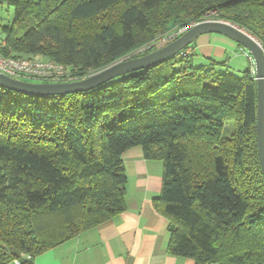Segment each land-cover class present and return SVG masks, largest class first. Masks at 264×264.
Returning <instances> with one entry per match:
<instances>
[{
  "label": "trees",
  "instance_id": "1",
  "mask_svg": "<svg viewBox=\"0 0 264 264\" xmlns=\"http://www.w3.org/2000/svg\"><path fill=\"white\" fill-rule=\"evenodd\" d=\"M2 1L15 21L2 26L0 52L73 65L77 77L153 51L136 53L213 12L264 47V0ZM195 47L85 92L36 96L0 85V264H35L123 212V154L135 146L163 163L154 206L169 220L170 254L264 264L254 63L241 75L220 72L228 62L197 65Z\"/></svg>",
  "mask_w": 264,
  "mask_h": 264
},
{
  "label": "crops",
  "instance_id": "2",
  "mask_svg": "<svg viewBox=\"0 0 264 264\" xmlns=\"http://www.w3.org/2000/svg\"><path fill=\"white\" fill-rule=\"evenodd\" d=\"M238 43L221 34L196 42L203 56L223 55ZM128 181L126 209L110 220L38 255L35 264H195L168 252L169 220L154 206L162 191L163 163L148 160L142 147L123 154Z\"/></svg>",
  "mask_w": 264,
  "mask_h": 264
},
{
  "label": "water",
  "instance_id": "3",
  "mask_svg": "<svg viewBox=\"0 0 264 264\" xmlns=\"http://www.w3.org/2000/svg\"><path fill=\"white\" fill-rule=\"evenodd\" d=\"M221 34L244 46L253 58L257 81V139L264 173V47L257 38L224 20H203L166 45L137 57L120 60L86 78L63 82H34L8 76L0 71V85L16 92L36 96L64 95L90 91L117 77L149 68L176 56L206 34Z\"/></svg>",
  "mask_w": 264,
  "mask_h": 264
},
{
  "label": "rangeland",
  "instance_id": "4",
  "mask_svg": "<svg viewBox=\"0 0 264 264\" xmlns=\"http://www.w3.org/2000/svg\"><path fill=\"white\" fill-rule=\"evenodd\" d=\"M215 16H218V15L214 14V12H213L212 14H208L204 20H221V19H214ZM14 21H15L14 10L12 8H9L5 2L0 0V42L2 41V39L4 37L3 32H2V26L3 25H13ZM194 24L195 23H190V24L185 25V26H180L179 28H177V29L173 30L172 32H170L169 34L165 35L164 37H161L159 39L154 40L153 42L150 43V45H148V46L146 45V46L138 49V51L136 53L144 52L145 50H147L150 47L160 48V47L166 45L167 43L173 41L177 37H179L182 33H184L188 28H190ZM190 50L193 52L194 48L192 47V48H190ZM197 52L198 53L195 57V61H196L197 65H201L205 62L209 63V61H205V60H204L205 62L202 61L201 59H203V57H212L217 62H223L224 60H226L228 63L225 67L217 66V70L220 72L231 71L233 73L241 75L247 68H249L251 66V61L246 56L247 53H249V52L244 46L237 45L235 50L233 49L232 51L226 52L224 54V56L223 55H221V56L220 55L203 56L201 54L202 52L200 50H198ZM252 68H253V66H252ZM233 128H234L233 122L227 121L225 134L227 136H229V134L231 133ZM10 264H14V263L11 262Z\"/></svg>",
  "mask_w": 264,
  "mask_h": 264
},
{
  "label": "built area",
  "instance_id": "5",
  "mask_svg": "<svg viewBox=\"0 0 264 264\" xmlns=\"http://www.w3.org/2000/svg\"><path fill=\"white\" fill-rule=\"evenodd\" d=\"M189 52L190 50H187L185 54ZM247 57L250 60H253L250 54H247ZM0 71L8 76L18 79L42 80L45 82L75 81L92 75L90 74L84 77H77L76 68L73 65L37 57H6L1 52ZM252 72L256 79L254 65ZM26 257L30 258L29 255H26ZM15 264H21V262L19 260H15Z\"/></svg>",
  "mask_w": 264,
  "mask_h": 264
}]
</instances>
